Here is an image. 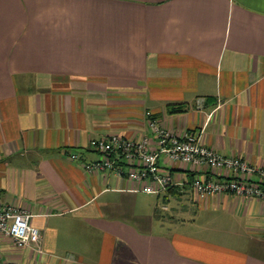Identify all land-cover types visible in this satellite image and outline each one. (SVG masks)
I'll return each instance as SVG.
<instances>
[{"label": "crops", "instance_id": "0c3cea01", "mask_svg": "<svg viewBox=\"0 0 264 264\" xmlns=\"http://www.w3.org/2000/svg\"><path fill=\"white\" fill-rule=\"evenodd\" d=\"M148 112L264 169V0H0V200L43 234L2 236L8 261L264 264V199L192 189L228 170L162 155L173 183L148 193L85 168L92 139L155 146Z\"/></svg>", "mask_w": 264, "mask_h": 264}, {"label": "built area", "instance_id": "2783aa9c", "mask_svg": "<svg viewBox=\"0 0 264 264\" xmlns=\"http://www.w3.org/2000/svg\"><path fill=\"white\" fill-rule=\"evenodd\" d=\"M204 98L199 99L203 102ZM149 113V124L157 137L155 146L148 137L131 140L112 134L91 140V147L103 154V158L84 163L88 170H114L119 175L142 183V190L148 193L166 191L173 183L169 172L164 171L160 157L174 163L182 161L199 167L228 170L218 177L196 176L192 189L200 197L229 192L264 199V169L251 166L240 157H227L204 143V129L189 131L183 136L157 123ZM78 159V153L70 154ZM127 165V166H126ZM226 172V171H225ZM257 177V178H255ZM33 214L11 203L0 200V239L11 238L18 247H40L43 234L33 224ZM0 264H18L6 259L0 244Z\"/></svg>", "mask_w": 264, "mask_h": 264}]
</instances>
